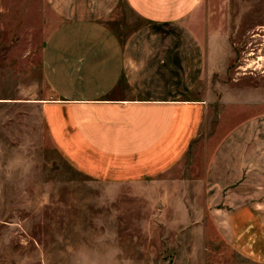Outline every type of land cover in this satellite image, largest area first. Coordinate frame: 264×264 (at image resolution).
Masks as SVG:
<instances>
[{
  "label": "rangeland",
  "instance_id": "obj_1",
  "mask_svg": "<svg viewBox=\"0 0 264 264\" xmlns=\"http://www.w3.org/2000/svg\"><path fill=\"white\" fill-rule=\"evenodd\" d=\"M205 3L222 51L198 87L212 99L202 140L156 181L111 185L77 171L43 125L40 0L27 18L0 0V264H264L256 228L215 221L234 210L208 205L205 189L218 125L264 101V0ZM225 89L240 96L223 103Z\"/></svg>",
  "mask_w": 264,
  "mask_h": 264
},
{
  "label": "crops",
  "instance_id": "obj_2",
  "mask_svg": "<svg viewBox=\"0 0 264 264\" xmlns=\"http://www.w3.org/2000/svg\"><path fill=\"white\" fill-rule=\"evenodd\" d=\"M4 5L22 17L30 13V0ZM205 6V0H40L39 11L32 9L47 32L46 87L36 102L50 141L77 171L111 185L156 181L202 140L212 99L198 87L219 70L222 51L219 17ZM237 96L225 89L221 102ZM250 105L257 106L253 113L218 125L222 136L205 189L208 205L234 210L215 213V221L248 219L251 232L256 228L264 260V101ZM243 207L248 211H238Z\"/></svg>",
  "mask_w": 264,
  "mask_h": 264
}]
</instances>
